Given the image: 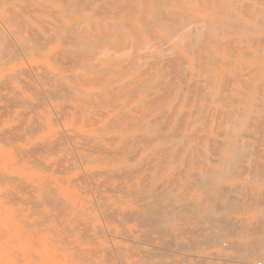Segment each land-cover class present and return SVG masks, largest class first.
I'll return each mask as SVG.
<instances>
[{"label": "rangeland", "instance_id": "obj_1", "mask_svg": "<svg viewBox=\"0 0 264 264\" xmlns=\"http://www.w3.org/2000/svg\"><path fill=\"white\" fill-rule=\"evenodd\" d=\"M0 201V264L260 260L264 0H0Z\"/></svg>", "mask_w": 264, "mask_h": 264}, {"label": "bare ground", "instance_id": "obj_2", "mask_svg": "<svg viewBox=\"0 0 264 264\" xmlns=\"http://www.w3.org/2000/svg\"><path fill=\"white\" fill-rule=\"evenodd\" d=\"M148 98H149V97H148ZM150 100H151V99H150ZM156 104H157V103H156ZM133 111H134V110H133ZM131 126H132V125H131ZM133 138H134V137H133ZM129 139H130V137H129ZM107 141H110V140H107ZM111 141H112V140H111ZM141 141H142V140H141ZM139 144H140V143H139ZM125 149H126V148H125ZM116 192H117V191H116ZM116 198H117V197H116ZM106 199H107V198H106ZM119 200H121V199L119 198ZM121 201H122V200H121ZM0 202H1V201H0ZM115 202H116V201H115ZM122 202H123V201H122ZM117 203H118V202H117ZM117 203L114 204V207L117 206V205L122 204V203H118V204H117ZM116 204H117V205H116ZM3 205H6V204H3ZM115 208H116V207H115ZM117 209H118V208H117ZM4 212H5V210H4ZM130 212H131V211H130ZM5 214H6V213H5ZM5 214H4V215H5ZM3 217H4V216H3ZM25 218H26V217H25ZM1 223H2V222H1ZM22 224H23V222H22ZM5 225H6V223H5ZM7 225H8V224H7ZM7 225H6V226H7ZM23 225H24V224H23ZM8 226H9V225H8ZM1 228L4 229L5 227L3 226V227H1ZM5 229H6V228H5ZM5 229H4V231H5ZM7 229H8V228H7ZM0 231H1V230H0ZM10 231L12 232V230H10ZM1 232H2V231H1ZM1 232H0V235L4 236L3 233L1 234ZM11 232H10V233H11ZM6 234H9V231H8V233H6ZM9 235H11V234H9ZM13 235L15 236V234H12V236H13ZM2 236H1V237H2ZM9 237H10V236H9ZM10 238H11V240H13L12 237H10ZM10 238H6V237H2V238H1V240H2V239H4V240L0 241V244H1V245H0V260H6V258H8V255H10V254H7V250H8L10 253L13 251V250L10 251L11 249L9 250V248H8L9 246L5 247V246H6V243L4 244V242H3V241H5V239H8V240L10 241ZM13 238H14V237H13ZM1 242H2V243H1ZM6 242L9 243L8 241H6ZM3 244H4L5 246H4ZM2 245H3V246H2ZM52 247H53L54 250L56 251L55 247H54V246H52ZM6 248H7V249H6ZM53 248H52V249H53ZM260 248L263 250L262 247H260ZM12 249H13V248H12ZM261 249H258V250L260 251ZM54 250H53V252H54ZM258 250H257V251H258ZM27 251H30L31 253H33V251H31V250H27ZM53 252H52V253H53ZM22 253L24 254L23 251H22ZM25 254H26V251H25ZM28 254H29V253H28ZM53 254H54V253H53ZM56 254H60V253L56 252ZM64 254H65V253H64ZM12 255L14 256L13 252H12ZM26 255H27V254H26ZM51 255H52V254H50V256H51ZM54 255H55V254H54ZM60 255H61V258H62V254H60ZM255 255L258 256V257H260V258H261L260 260L264 262V254L259 253V254H255ZM13 256H10L9 259H12V260H13ZM27 256H28V255H27ZM30 256H31V254H30ZM46 256H47V254H46ZM50 256H49V255L47 256L48 259H49ZM52 256H53V255H52ZM52 258H53V257H52ZM56 258L58 259L57 256H56ZM65 258H66V256H65ZM62 260H63V259H62ZM54 261H55V260H54ZM58 261H60V260H58ZM76 262H77V261H76ZM58 263H61V262H58ZM58 263L55 262V264H58ZM245 263H247V261H245V260H243V261L241 262V264H245ZM49 264H51V261H49Z\"/></svg>", "mask_w": 264, "mask_h": 264}, {"label": "built area", "instance_id": "obj_3", "mask_svg": "<svg viewBox=\"0 0 264 264\" xmlns=\"http://www.w3.org/2000/svg\"><path fill=\"white\" fill-rule=\"evenodd\" d=\"M252 264H264V262L263 261H261V260H256L254 263H252Z\"/></svg>", "mask_w": 264, "mask_h": 264}]
</instances>
